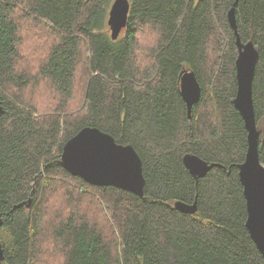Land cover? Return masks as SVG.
I'll use <instances>...</instances> for the list:
<instances>
[{
	"label": "trees",
	"instance_id": "trees-1",
	"mask_svg": "<svg viewBox=\"0 0 264 264\" xmlns=\"http://www.w3.org/2000/svg\"><path fill=\"white\" fill-rule=\"evenodd\" d=\"M111 1L0 0V264H264L238 177L247 131L233 106L236 0H129L114 41ZM235 18L259 53L252 97L264 165V0H239ZM25 26L51 40L33 72L24 57L35 58L38 39ZM184 72L201 87L190 120ZM84 127L134 148L143 198L64 170L63 145ZM187 154L219 167L195 179ZM195 200L194 214L173 209Z\"/></svg>",
	"mask_w": 264,
	"mask_h": 264
},
{
	"label": "water",
	"instance_id": "water-1",
	"mask_svg": "<svg viewBox=\"0 0 264 264\" xmlns=\"http://www.w3.org/2000/svg\"><path fill=\"white\" fill-rule=\"evenodd\" d=\"M227 14L228 23L235 34L238 55L235 61L236 94L233 106L238 111L247 131V151L238 166V177L246 202L245 227L264 260V165L258 157L260 132L256 126L252 97V85L259 53L251 41L242 43L237 33L235 6ZM130 10L129 0H114L110 5L107 26L111 40H116L126 27ZM180 95L186 105L187 118L201 97V87L193 72H184L180 78ZM4 113L0 100V115ZM60 164L71 175L97 187H115L139 198L144 196L146 180L142 161L131 145L119 144L115 139L94 127H84L65 142ZM182 164L195 179L204 177L216 164H207L194 155H185ZM173 209L183 214H194L196 200L192 204L177 201ZM0 217V226L3 224ZM4 252L0 244V263Z\"/></svg>",
	"mask_w": 264,
	"mask_h": 264
},
{
	"label": "rangeland",
	"instance_id": "rangeland-1",
	"mask_svg": "<svg viewBox=\"0 0 264 264\" xmlns=\"http://www.w3.org/2000/svg\"><path fill=\"white\" fill-rule=\"evenodd\" d=\"M113 1L114 0H112L111 1V4L113 3ZM110 4V5H111ZM109 8H110V6H109ZM109 8H108V12H109ZM108 12H107V18H108ZM107 18H106V22H107ZM107 25V24H106ZM25 28L27 29L28 28V32H27V34L28 33H30L33 37H35V38H37L38 39V42L37 41H35L34 39H30V41L35 45V46H33L34 48L32 49V50H30V52L29 53H31V54H34L35 55V58L33 59V58H29V57H24L25 58V61L29 64H31V68L33 69L32 70V72L36 69V68H33V66H34V64H32L34 61H36L40 56H41V54H42V52H43V50H45L46 48H47V46H49V43H50V39H49V37H46V34L48 33L47 32V30L46 29H42L41 28V30H32V29H35V28H33V27H27V26H25ZM41 33V34H40ZM79 73H80V71L78 70L77 71V77L79 76ZM79 83L77 82L76 83V85H78ZM78 88H76L75 89V92H74V96L73 97H75L77 94L76 93H78V90H77ZM40 92H44V93H42V94H40V96L41 95H43V94H45V93H47V91H48V86L45 84V83H42L41 84V87H40V90H39ZM39 96V97H40ZM38 97V98H39Z\"/></svg>",
	"mask_w": 264,
	"mask_h": 264
}]
</instances>
